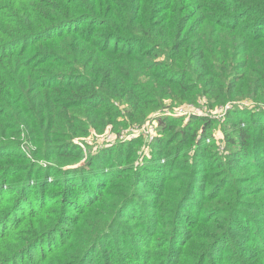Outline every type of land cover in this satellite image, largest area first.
Segmentation results:
<instances>
[{"label": "trees", "instance_id": "1", "mask_svg": "<svg viewBox=\"0 0 264 264\" xmlns=\"http://www.w3.org/2000/svg\"><path fill=\"white\" fill-rule=\"evenodd\" d=\"M263 88L264 0H0V264L39 249L22 264H264V111H249L247 126L233 119L223 162L185 161L179 172L162 157L114 173L107 148L54 181L14 141L26 131L38 156L81 158L73 138L117 114L141 124L165 99ZM169 126L194 156H212L208 116ZM123 146L120 161L133 156ZM11 158L20 162L2 163ZM8 173L20 175L9 183ZM134 186L155 199L139 205Z\"/></svg>", "mask_w": 264, "mask_h": 264}, {"label": "rangeland", "instance_id": "2", "mask_svg": "<svg viewBox=\"0 0 264 264\" xmlns=\"http://www.w3.org/2000/svg\"><path fill=\"white\" fill-rule=\"evenodd\" d=\"M256 94V93H255ZM182 98V96L180 97ZM124 105L119 106L120 109H123ZM228 111H232L234 116H232L229 120L226 115ZM249 111L259 112L264 111V88L260 89L255 96H236V92L233 97L229 100L224 99H214L209 98L206 95L194 94L193 96H188L185 98L184 102H180L178 98L174 99H165L163 104L158 107V109L153 110L150 114L146 116L141 124H128L125 116H120L117 114L115 116L112 123H109L103 131L96 130L91 128L90 132L85 135H80L73 138V141L80 144L84 156L76 159H68L67 157H62L60 159H53L50 157L45 159L41 156L35 154L36 144L30 139V136L25 133H22L19 137H14V141L17 142L24 150L25 153L29 154L35 164V170L40 169L41 167L45 169V167H51L54 175V181H57L62 177L63 170H67L69 168L84 166L88 162V157L92 153H101L106 151L107 148L113 149L111 150V159L116 158L117 166L114 165L112 167V171L114 173H121L124 175H130L134 168L138 169L147 163H155L157 161L160 162L161 158L165 157L166 162L171 161L170 165L173 167V172H179L181 169H178V166H182L183 162L188 161L192 163L193 161H198L200 163H204L206 159H212L213 161L223 162L225 158H228L229 152L226 148L227 145V136L226 134H232V121L236 120L241 124V122L245 123V126L251 124V115ZM118 113V111L116 112ZM112 115H116L112 112ZM194 115H203L208 116L211 119V129L208 134L207 143L203 144L202 147L205 151L211 152L212 156H206L204 152L202 154H198L194 156V149L183 148V144L179 143L180 137H175L174 131L169 130L170 124H175L176 129H181L184 125L185 121H187L190 117ZM264 117V114L261 115ZM264 129V128H263ZM179 131V130H177ZM264 131V130H263ZM165 134L169 138V142L164 145V148H161L157 144L154 143L157 136ZM6 140L13 139V137H6ZM118 145H124L122 153L123 156H127L128 153L132 152L133 156H127L122 161H120L121 157L118 156L117 150L119 149ZM131 150L129 151V149ZM128 149V150H127ZM162 150H170V156H163ZM134 153L136 155L134 156ZM118 161L120 164L118 165ZM20 162L16 158H11L10 160L2 161V163H18ZM165 163V162H164ZM108 164H105L107 167ZM109 167V166H108ZM33 170V171H35ZM20 173H8L5 174L4 178H7V182L11 183L12 180L17 179ZM160 182L158 180L152 182V187H158ZM58 185L52 186L47 192L51 193V191L57 190ZM133 190L139 198V205H143V202L140 201L144 198L146 199H155V194L152 189L146 188L143 190L140 187H133ZM32 193H35L36 190H32ZM57 192L51 194L55 196L53 198L52 203H49L48 206L51 209H55L57 204H60V198L56 196ZM157 197V196H156ZM32 198V197H30ZM181 227L188 228V224H184V222L180 223ZM61 227L68 228L69 222H62ZM60 231V229H59ZM236 231V230H235ZM238 233H241L238 231ZM231 235L236 240V234L233 232ZM58 241L59 239H63L61 234H57ZM216 249V248H215ZM217 253L221 252V248L214 250ZM43 249H39V252H29L24 254L16 263H33L36 262V258L44 254Z\"/></svg>", "mask_w": 264, "mask_h": 264}, {"label": "built area", "instance_id": "3", "mask_svg": "<svg viewBox=\"0 0 264 264\" xmlns=\"http://www.w3.org/2000/svg\"><path fill=\"white\" fill-rule=\"evenodd\" d=\"M208 141H209V139H207ZM28 156H30L29 154H28Z\"/></svg>", "mask_w": 264, "mask_h": 264}]
</instances>
